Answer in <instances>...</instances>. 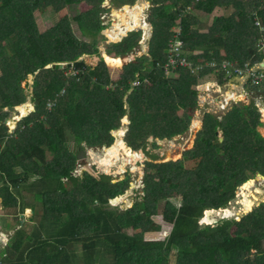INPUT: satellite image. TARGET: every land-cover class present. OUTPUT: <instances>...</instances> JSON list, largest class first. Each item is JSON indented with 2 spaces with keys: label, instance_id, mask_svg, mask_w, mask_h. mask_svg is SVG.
Here are the masks:
<instances>
[{
  "label": "trees",
  "instance_id": "obj_1",
  "mask_svg": "<svg viewBox=\"0 0 264 264\" xmlns=\"http://www.w3.org/2000/svg\"><path fill=\"white\" fill-rule=\"evenodd\" d=\"M81 1L89 7L72 17L81 37L66 15L39 28L37 12L54 13ZM191 1L151 0L148 55L124 63L113 77L102 58L94 66L77 60L82 54H100V14L107 11L103 0H0V197L14 217L26 209L32 212L29 222L10 237V245L1 249L0 264H264V199L239 220H218L214 226L196 223L205 209L227 206L234 188L256 171L264 173V140L253 138L260 116L254 102L232 104L222 118L203 111L191 148L175 160L144 162L143 194L128 208L109 202L128 188L127 172L112 183L110 175L96 173L94 166L83 164L81 175L73 173L79 150L110 145V131L124 115V138L133 149L145 148L147 134L169 139L188 128V111L199 108L200 80L187 67L171 70L168 76L159 67L167 58L170 28L176 23L182 51L209 63L211 71L222 61L242 67L264 59L258 44L263 40L264 45V0H197L196 10L210 1L216 7L231 3L235 11L221 23L218 10L210 23L198 20L185 8ZM257 19L260 26L254 25ZM140 35V29L130 30L106 43V51L124 57L139 47ZM149 62L152 68L147 70ZM56 63H71L77 72L66 74L68 67ZM137 73L147 81L132 85ZM28 75L33 77L34 109L9 133L3 109L11 111L26 100L20 81ZM217 75L221 81L223 71ZM235 76L232 72L229 78ZM246 83L264 88L262 78L253 76ZM26 112L20 106L15 118ZM218 130L223 136L220 145ZM150 145L158 147L155 140ZM113 152L94 153L111 163ZM222 157L226 166L217 171ZM195 158L192 167L182 166ZM30 178L39 187L40 207L29 202L16 210ZM6 189L12 194L5 196ZM161 213L172 218L171 228L164 236L148 238L152 217Z\"/></svg>",
  "mask_w": 264,
  "mask_h": 264
},
{
  "label": "rangeland",
  "instance_id": "obj_2",
  "mask_svg": "<svg viewBox=\"0 0 264 264\" xmlns=\"http://www.w3.org/2000/svg\"><path fill=\"white\" fill-rule=\"evenodd\" d=\"M196 2L197 0H192L185 8L186 10L191 11L190 13L194 14L198 20L205 23H210L212 21V15L215 14L217 10L220 12L218 13L219 16L216 18L218 23L219 21L221 23L224 18L233 14L235 11V8L231 5V3L216 7L214 5V1H210L204 9L196 10L194 8V4H196ZM142 5V20L145 24L137 22L136 24L130 25V19L131 16L135 15L136 7ZM101 6L107 8V11H104L100 14L101 23L104 26V29L101 32L103 35L97 34V40L99 41L98 49L100 54H82L77 58V60L82 59L85 64L94 66L98 60L102 58L105 63L108 62V67L112 71L113 77H117L118 70L116 69H119L124 63L143 54L148 55V40L151 36L152 30V26L148 21V16L152 3L151 0H134L133 3H128L126 5L116 2L113 3L111 0H103ZM88 7L89 6L85 4V2L81 1L76 6L63 8L58 12L53 13L50 10L37 12L38 26L40 29H44L58 20L60 17L66 15L71 21L74 34L78 37H81L79 28L72 20V17L77 12L86 10ZM125 9L128 10V14L123 13ZM256 24L258 26L261 25L259 19H257V23H254V25ZM133 29H140V48H135L133 51H131V54H128V56H124L123 58H121V56L120 58H117L119 56L113 57L112 54L106 51V43L111 42L112 40L114 41L121 39V37H123L129 30ZM170 30L172 33L171 37H173L178 33L179 25L176 23L170 28ZM261 30H263V27H261ZM258 44L262 46V48L260 47L259 49L263 50V40H258ZM183 54L189 60V66L187 68H190V72L195 74L200 80L196 84L199 108L188 111V113L191 114V121L188 128L184 132L176 134L169 139H158L154 138V136L151 134H147L145 136L147 140L145 148L133 149L126 144L124 138L128 124V117L123 116L121 119L122 123L117 128L110 131L111 135L113 136V141L111 144L108 146L102 145L94 147L96 152L103 153L105 156H108L109 153L114 151L113 153L115 154L113 155V162L109 163L108 159L105 160L100 155H96V162L98 165L99 163L104 164L103 166L99 165V168V166L92 164V161L88 159V163L85 161V157L88 153V146H84L83 149L79 150V162H77V166L73 170L74 175H81L83 164L94 166L97 170L96 173H100V170H105V167H109L111 171L118 170V174H107L110 175L109 182L111 183L117 179L123 178L126 172L129 174L128 188L121 195L109 200L112 205H117L121 209L128 208L135 200L141 199L143 194L141 190L143 187V173L141 169L143 170L145 161L175 160L181 156L183 150L191 148L196 132L201 129L203 111H212L217 113L219 118H222L232 104L241 103L246 105L250 102H254L260 116L259 122L255 128L256 133L253 138L256 141L264 140V88L261 86L258 88L245 86V84H248L246 81L253 77V74L262 73V79L264 80V59L258 62L255 66H249L246 64L242 67L239 64L231 66V64H228L226 61H222L219 68H214L211 71V68L206 66L209 65V63H206L200 59H193V55L190 52L187 53L183 51ZM59 64H64L61 67H68L66 74H75L77 72L76 70L72 69L71 63L68 65H66L67 63ZM147 65H149L147 70H150L152 68L151 63L149 62ZM210 66H215V63L210 62ZM226 66L227 68H225ZM161 68L163 69V72L166 76L170 75L171 71H166L162 66ZM222 71L223 76L221 77V81H219L217 73H221ZM232 72L236 73L234 79L229 78ZM140 76L141 75L137 73V83H135V85L140 84V81H147V79H144V77ZM32 78V75H28L27 79L20 81L21 86L24 87V92H26V100L23 103L14 106L13 110L11 111H8L6 108L3 109V112L8 113V116L3 120V123L7 126L9 133L14 131L16 123L20 121H13V119H16V113L18 112V108L20 106H23L24 109L27 110L24 116L28 115L34 109V105L31 100ZM251 84H254V82L252 81ZM61 92H63V90H61ZM50 107L51 104H49L48 108ZM181 112V110H178L179 114H181ZM215 136L216 142L220 145L223 140L222 132L220 130L216 131ZM154 140L156 141V144H158V147L153 149L151 148L150 143ZM218 153L222 154V151L219 150ZM151 154L154 155V159H152ZM121 157L126 161L121 162ZM197 160L198 158H195V160L184 161L182 166L192 167ZM33 163L35 162L33 161ZM225 166L226 157H222V162L217 165L216 170L220 171L225 168ZM123 168H125V170ZM257 172L261 176L257 175ZM101 173H104V171ZM34 180V178H30L28 180L27 184H31L28 185L30 188L22 190L21 196L18 198L20 203H17V206L15 207L16 210L20 209L21 204H29V202L39 209L42 198L39 194V187H37V184L33 182ZM63 180L65 179L63 178ZM242 183H246L244 186L242 185V187L245 188L241 190V184L236 186L234 188L235 196L228 202L227 206L208 209L205 211V214L199 216L196 222L197 225L202 226L203 224L210 223L212 226H214L218 220H239L243 216V213L246 210H249L250 207V209L253 210L255 206H257L260 201L264 199V173L262 174L259 171H256L252 178H249ZM11 194L12 192H9L8 189L5 190V196H9ZM173 200L176 205H178L180 198L179 196H176ZM4 206L5 205L3 204L2 198L0 197V251L5 246L10 245V237L17 229L20 228V226L26 222H29V217L32 215L31 210L26 209L23 213H19L18 216L14 217L13 214H9L12 213V211H8V208H5ZM152 221V224L146 231V236L148 238H159L164 236L171 228L172 218L162 213L154 215L152 217ZM262 244L264 246V240L262 241ZM255 251V249H249L248 253H250V255L255 254Z\"/></svg>",
  "mask_w": 264,
  "mask_h": 264
},
{
  "label": "built area",
  "instance_id": "obj_3",
  "mask_svg": "<svg viewBox=\"0 0 264 264\" xmlns=\"http://www.w3.org/2000/svg\"><path fill=\"white\" fill-rule=\"evenodd\" d=\"M178 33L175 34L168 42L167 46V58L164 63H162V67L165 68L166 71L174 70L178 67H188L189 60L182 51V41L177 37ZM160 66V67H161ZM254 78H263L262 73L253 74ZM137 79L131 82L132 85L137 83ZM137 85V84H136Z\"/></svg>",
  "mask_w": 264,
  "mask_h": 264
},
{
  "label": "water",
  "instance_id": "obj_4",
  "mask_svg": "<svg viewBox=\"0 0 264 264\" xmlns=\"http://www.w3.org/2000/svg\"><path fill=\"white\" fill-rule=\"evenodd\" d=\"M113 41V40H112ZM115 41V40H114ZM69 63H67L66 65H68ZM64 64H59V63H56L55 64V66L56 67H61V66H63ZM24 116V115H23ZM23 116H20L19 117V119H13V121H19ZM94 152H96L95 151V148L93 147V146H91V147H88V153H87V159L88 160H90V161H92L93 163L92 164H94V165H96V166H99V165H104V164H100L99 163V165H98V163L96 162V159H97V156L94 154ZM87 160V163L89 162ZM95 161V162H94ZM167 161V160H166ZM157 162H161V161H157ZM99 168H100V166H99ZM106 168V167H105ZM124 170H125V168H123ZM104 171V173H106V174H118L119 172H118V170H116V171H111V169L109 168V167H107L105 170H101V172H103ZM141 171H142V173H143V170L141 169ZM258 173V172H257ZM257 175H259V176H261L259 173L257 174ZM246 183H242L241 184V186H240V188H242V185L244 186ZM208 209H205L204 211H203V213L202 214H205V211H207ZM252 209H249V210H246L244 213H243V215L245 214V213H247V212H249V211H251Z\"/></svg>",
  "mask_w": 264,
  "mask_h": 264
},
{
  "label": "bare ground",
  "instance_id": "obj_5",
  "mask_svg": "<svg viewBox=\"0 0 264 264\" xmlns=\"http://www.w3.org/2000/svg\"><path fill=\"white\" fill-rule=\"evenodd\" d=\"M123 13L128 14L129 12H128L127 9H125ZM142 15H143V5L142 6H137L136 7V11H135V15L134 16H131L130 25L131 24L132 25L133 24H136L137 22L142 23V24H145L144 21L142 20V17H143ZM243 188H245V187H242L241 190H243ZM244 194H246V193H244ZM245 197H246V195H245Z\"/></svg>",
  "mask_w": 264,
  "mask_h": 264
},
{
  "label": "crops",
  "instance_id": "obj_6",
  "mask_svg": "<svg viewBox=\"0 0 264 264\" xmlns=\"http://www.w3.org/2000/svg\"><path fill=\"white\" fill-rule=\"evenodd\" d=\"M139 48H140V46H139ZM129 54H131V53H129ZM126 56H128V54L126 55ZM117 58H120V57H117ZM121 58H123V57H121ZM121 60V59H120ZM106 65L108 66L109 64H108V62H106ZM125 117H127V115H124ZM126 130H127V128H126Z\"/></svg>",
  "mask_w": 264,
  "mask_h": 264
},
{
  "label": "flooded vegetation",
  "instance_id": "obj_7",
  "mask_svg": "<svg viewBox=\"0 0 264 264\" xmlns=\"http://www.w3.org/2000/svg\"><path fill=\"white\" fill-rule=\"evenodd\" d=\"M87 157V156H86ZM85 157V161H87V158ZM101 171V170H100ZM101 173V172H100Z\"/></svg>",
  "mask_w": 264,
  "mask_h": 264
},
{
  "label": "clouds",
  "instance_id": "obj_8",
  "mask_svg": "<svg viewBox=\"0 0 264 264\" xmlns=\"http://www.w3.org/2000/svg\"><path fill=\"white\" fill-rule=\"evenodd\" d=\"M127 5V4H126ZM130 31V30H129ZM140 41V40H139Z\"/></svg>",
  "mask_w": 264,
  "mask_h": 264
}]
</instances>
